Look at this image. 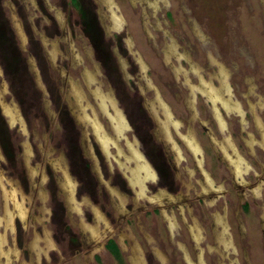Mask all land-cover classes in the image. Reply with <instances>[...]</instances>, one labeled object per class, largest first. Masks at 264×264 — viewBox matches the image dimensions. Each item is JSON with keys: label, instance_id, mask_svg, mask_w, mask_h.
Instances as JSON below:
<instances>
[{"label": "rangeland", "instance_id": "1", "mask_svg": "<svg viewBox=\"0 0 264 264\" xmlns=\"http://www.w3.org/2000/svg\"><path fill=\"white\" fill-rule=\"evenodd\" d=\"M77 1L88 2L89 11L98 20L102 43L110 50L116 69L115 78L112 76L115 70L98 54L101 38L93 35L92 23L79 11ZM77 1L0 0V184L5 175L8 180L18 181L30 197L26 200L27 219L21 208L24 215L21 223L14 217L16 232L13 220L9 223L5 216L0 219V264H160L155 250L163 255L164 264H186L185 249L190 259H196L200 252L204 264H264V199L259 214L254 208L259 197H264L263 0ZM142 9L146 14L143 23ZM110 14L118 19L116 24L107 19ZM144 24L149 35L144 32ZM171 40L179 55L170 57L166 63L160 51ZM13 63L21 64L23 71L13 72ZM157 64L167 66L170 80L160 82ZM218 64L228 72L230 87L225 97L239 101L241 108L228 112L218 109L216 101L222 100L226 73L219 68L216 86L204 79L211 76ZM172 68L184 71L175 73ZM200 75L204 78L200 77L199 87L195 88L212 101V108L197 93L191 109L189 101V108L184 103L186 82L189 78L196 82ZM189 86L191 95V87L194 93L195 88L190 83ZM98 89V94L106 95L107 105H99L93 93ZM71 91L80 102L74 109L71 103L76 99ZM155 91L164 105L155 102L151 110L145 100H152ZM126 94L132 96L144 118L140 125L143 138L154 139L162 147L169 166L175 163L178 167L180 180L172 167L174 179L169 186L160 182L161 186H157L149 157L135 129L127 122L121 98ZM231 100L227 104L236 105ZM164 107L172 120L166 116ZM112 114L123 120L122 129L115 125L117 129L112 130L109 122ZM91 121L97 125L93 127ZM97 126L104 131L105 138L96 139ZM160 127L166 128V132ZM189 128L202 147L201 154L193 133L185 137L189 150L196 152L194 158L181 137ZM228 132L232 140L225 134ZM212 138L216 142L221 139L219 155L230 172L211 148ZM97 140L108 149L107 157L99 150ZM128 141L134 143L149 166L148 175L139 179L137 185L131 183L137 194L124 179L126 174L133 173V167L122 169L114 158L117 149L128 152ZM75 148L77 171L70 157ZM53 160L60 163L56 169ZM83 165L90 169L104 201H95L88 195L90 191L86 193L103 216L99 223L101 234L91 237L95 244L90 246L89 241L82 240L77 228L78 213L83 217L89 203L78 201L80 207H72L76 210L67 214L69 221L62 225V232L54 230L49 208L62 170L67 172L58 178L59 184L67 194V205L74 206L71 178L76 183L78 176L84 175ZM112 170L119 176L116 184ZM201 170L208 172L213 182L205 173L202 176ZM107 184L118 190L109 193ZM77 186L76 183V189ZM256 189L259 195H252ZM40 190L46 191L43 200ZM177 194L183 196L181 203L171 198ZM20 195L17 193L15 197ZM58 199L64 201L62 193ZM11 208L7 202L4 211ZM95 212L100 218L97 208L93 209ZM0 215H3L1 195ZM222 218L230 235L221 233L224 239L216 244L214 226L223 225ZM70 224L75 231L70 230ZM95 227L93 235L98 233V226ZM191 236H199L198 242ZM111 240L117 245L115 253L109 247ZM135 245L139 249L138 262L130 256ZM9 246L15 247L14 252L11 247L6 249ZM30 255L33 257L28 261ZM192 259L193 263L198 262Z\"/></svg>", "mask_w": 264, "mask_h": 264}, {"label": "flooded vegetation", "instance_id": "2", "mask_svg": "<svg viewBox=\"0 0 264 264\" xmlns=\"http://www.w3.org/2000/svg\"><path fill=\"white\" fill-rule=\"evenodd\" d=\"M77 1V0H76ZM138 2H143L144 3V0H137ZM78 2V1H77ZM102 2H105V0H102ZM263 2H264V0H263ZM136 3V1H134V4ZM141 5H143V4H140V6ZM77 6H78V9H79V11H81V13H82V15L84 16V18H87L91 23H92V29L93 30H95V31H93L94 32V36H96L97 37V39H100V41H101V47L99 48L98 47V45H97V50H98V54L100 55V58L102 59V61L105 63V64H107V66L109 67V68H111L112 70H115V72H114V74L112 75L113 76V78H115V75H116V69H115V67H114V64H113V62H112V56L110 57V50L106 47V46H104L103 45V43H102V37L100 36V34H99V32L101 33V31H100V29H99V23H98V20L96 19V18H94L95 17V15L94 14H92V12L91 11H89V7L88 6H90V4L88 3V2H83V1H81V2H78V4H77ZM88 8V9H87ZM86 12H89V16L87 17V15H86ZM141 12H142V23L144 22V20H146V14H145V10L144 9H142L141 10ZM144 13V14H143ZM107 19L109 20V22L111 21V19H112V22L114 23V24H116L117 22H118V19L116 18V17H114V16H112V14H110V15H108L107 16ZM117 20V21H116ZM110 26V25H109ZM146 26H145V24L143 25V29H144V32L147 34V35H149L150 34V32H148L149 30H147L146 31V28H145ZM90 31V30H89ZM149 33V34H148ZM91 37V36H90ZM93 39H95L94 37H93ZM96 40V39H95ZM174 44V41L173 40H171V41H168V42H166L163 46H162V48H161V51L160 52H163V60H164V62H166V63H168L169 61H170V57H177L179 54H178V52L175 50V48H173L172 47V45ZM151 50L154 52V54L156 55V57L157 58H159L158 57V55H157V52H156V50L154 49V48H151ZM22 66H21V64H19V63H13L12 64V68L11 69H13V72H16V71H23L22 69ZM219 68H221L223 71H225V73H226V84L224 85V88H223V92L221 91V95H222V100H224L223 102H221L222 100L220 99V100H217L216 101V104H217V106H218V109H219V107H221L223 110H231V109H235V107H237V108H241V106H240V103H239V101H234V100H231L230 98H226L225 97V95H224V93H225V91L227 90V88H229L230 87V84H229V80H228V72H227V70L223 67V66H221L220 64H218V67H217V69L215 70V71H213L212 73H211V76H209L208 78H204V76H202V75H200L198 78H197V81L196 82H193L192 80H191V78H189V81L188 82H186L187 83V88H186V96H185V99H184V103L186 104V106L189 108V106L191 107V109H192V106L191 105H195V97H196V94L197 93H200V94H202L203 95V99L205 98V100H206V102L207 103H209L210 104V107L212 106V101L202 92V90L200 91V89H198V88H195L196 86L197 87H199L198 86V84L200 83V77H202V78H204L205 80H207V82H209L211 85H213V86H216L218 83H219V80H218V78L216 77V73L218 72V70H219ZM173 69V71L175 72V73H179V71L180 72H183L184 70H178V68H177V70H174V68H172ZM8 71H9V69H8ZM156 76L159 78V80H160V82L162 81L163 82V80L162 79H165V80H170V78H168L170 75H169V71H167V66L166 65H160V64H157V66H156ZM22 74H23V72H22ZM19 75H21V74H19ZM183 76H185L184 74H183ZM165 80H164V82H165ZM25 81V80H24ZM120 83V81L119 82H117V85ZM189 83L190 84H192L193 86H194V88H195V93H194V90H193V87H191L192 89H190L191 90V95H190V93H189ZM201 85H202V83H201ZM141 89H142V86H141ZM72 92V91H71ZM98 92H100L99 91V89H98V91H95V92H93L94 93V96H96V98L98 99L97 101H98V103H99V105H107V101H106V95L105 94H103V96H101L100 94H98ZM72 94L74 95V98L76 99V101L74 102V103H71L72 104V108L74 109V107H77V106H79L80 105V102L78 101V99L75 97V94H74V92H72ZM29 95V94H28ZM25 96H26V94H25ZM122 103H123V105H124V111H125V113H126V115H127V122H129V124L131 125V127H133L134 129H135V134L138 136V138H139V140H140V142H141V144H142V148H143V151L148 155V160H149V162H150V164H151V168H153L154 169V171H153V173H155L156 172V175H157V179L156 180H158V183L160 182L162 185H163V183H164V186H169L170 184H172L171 182H172V180L174 179V171H173V169H172V167H174V170H175V176H177V178L179 179V177H178V175H179V171H178V167H177V165L174 163L173 165H172V167H170L169 166V162H168V160H167V157H166V159H165V157L162 155L163 153H162V147L160 146V145H158L156 142H155V140L154 139H151V140H147V138H146V140L143 138V133H142V129L140 128L141 126V124H143V122H144V118H142V115L140 114V113H138V108H136V104H135V102L133 101V98H132V96L131 95H123L122 97ZM227 100H231L232 101V103L233 104H236V105H229V104H227ZM161 99H160V96L158 95V93H157V91H155V97L152 99V100H150L149 102H147L146 100H145V103H146V105L151 109V110H153L154 109V103L155 102H158V103H162L163 104V102L161 101ZM188 101H189V106H188ZM191 104V105H190ZM219 104V105H218ZM227 104V105H226ZM164 105V104H163ZM239 106V107H238ZM212 108V107H211ZM163 109H165L166 110V116L168 117V119L169 120H172V118L170 117V112H169V110L167 109V108H163ZM192 111H194V110H192ZM210 112H211V110H210ZM220 112V111H219ZM226 112H228V111H226ZM153 113V112H152ZM110 114V113H109ZM218 113H214V116L215 115H217ZM141 118H142V120H141ZM156 119V118H155ZM163 120H165V119H162V121ZM92 123H93V127L95 126V125H97V123H94L95 121H91ZM109 122L111 123V128H112V130L114 129V130H116L117 128H116V126L115 125H120V127L119 128H123V120H121V118H119V116L118 115H116L115 117H114V115L112 114V115H109ZM127 122L125 121V123L127 124ZM85 122H83V124H84ZM87 123V122H86ZM163 123V125H164V123L165 122H162ZM89 124V123H88ZM161 127H163V126H161ZM160 127V130H163V131H165L166 132V128H167V126H166V128H161ZM99 127L97 126L96 128H95V130H97V131H99V132H96V139H101V138H105V134H104V131H102V130H100V129H98ZM144 128V127H143ZM146 132H147V130H145ZM193 133V137H194V139L196 140V142H197V145L199 146V153H201L202 152V147H201V145H200V142H199V139H198V137L196 136V133L193 131V130H191L190 128L186 131V133L185 134H183V135H181V137H182V141H184V146L186 147V149L188 150V152L190 153L191 151L189 150V146H188V142H189V140L188 141H186V136H188V134L189 133ZM98 134V135H97ZM225 134H229L228 136L231 138V140H232V136H231V134H230V132H228V133H225ZM71 134H67V137H69ZM143 135V136H142ZM224 135V134H223ZM223 138V136L221 137V139ZM111 139H112V136H111ZM221 139H220V141H221ZM264 139V138H263ZM113 140V139H112ZM216 139L215 138H212L210 141H212V145H213V147H211V145H210V147L215 151V153H217V155H218V158H219V160H220V162H221V164L222 163H225V161L220 157V155H219V153L221 152L220 151V141L219 142H216L215 141ZM97 142H98V140H97ZM100 142V141H99ZM99 142H98V147H99V150L101 151V152H103V155L105 156V157H107V152H108V149H107V151L99 144ZM206 142H208V141H206ZM8 143V142H7ZM233 143V142H232ZM108 144V143H107ZM234 144V143H233ZM8 147H10V145L8 146ZM164 148H165V146H164ZM166 150H169V149H167V148H165ZM224 150H225V152H226V154H227V150H226V148H223ZM171 151H172V149H170ZM71 151H73V150H71ZM77 150H76V148H75V150H74V152H71L70 153V157H71V161L73 162V167H74V170L75 171H77V169H78V166L75 164V161H74V159H75V156H76V152ZM126 151H128V152H125L124 150H121V148L120 149H117V152L115 153V156H114V158H115V160H116V162H117V165L119 166V167H121L122 169L124 168V169H126V168H128V170L130 169V167H133V169H131L132 170V174L131 175H128V174H126V172H125V174H126V177L124 176V179H125V182L130 186V188H132L135 192H136V194L138 193V191H136L134 188H133V186H132V184H136L137 185V182H139V179L141 180V178L143 177V176H145V175H148L149 174V166L146 164L147 162L139 155V153H138V151L136 150V148H135V146H134V143H132V142H127V148H126ZM119 152H122L121 154L119 153ZM172 153H173V151H172ZM223 153H224V151H223ZM90 155H92L93 154V152L92 153H89ZM174 154H176V152L174 153ZM193 154H196V152L194 151V153H190V155L192 156V158H194V156L195 155H193ZM202 154V153H201ZM53 164H52V166H53V168L54 169H56V167H58V166H60V163H59V161L58 160H53V161H51ZM139 162H140V164H139ZM174 162H176L175 160H174ZM199 163H201L200 161H199ZM198 163V164H199ZM82 165V164H81ZM225 166H226V170H228L229 171V169H228V167H227V165H226V163H225ZM81 167V166H80ZM186 168H187V166H185ZM88 167H85L84 165H83V167H82V169L81 170H83L84 171V175H79L78 176V178H77V180H76V183L78 184V186H77V189H76V183L74 182V180L70 177V174H68L67 176H68V178L70 179L71 178V180H72V185H71V187L70 188H72L73 187V189H72V195H73V204H74V206H68L67 204H68V199H67V194L61 189V187H60V184L59 183H61L59 180H58V178L59 177H61L62 175H63V173H64V171L65 172H67L66 170H62V175L61 176H59L57 179H56V181H57V183L56 184H58V190H56V191H53V195H52V197H51V200H50V203H49V208H50V215H51V217H53V219H52V223H53V228H54V230H56V229H59L60 230V232H62L61 231V229H62V225L68 220L69 221V216L68 215H70L71 213H72V211H75L74 209H72V207L74 208V207H80V204L78 203V201H82V202H84V204H87V203H89V207H91V209L89 210V207L88 206H86L85 208V212H86V214H85V212L83 213V217L78 213V221H77V228L79 227V231H80V234H81V238H82V240L86 243L87 241H89L88 243H87V245H94L95 243H94V241L93 240H91V237H93L92 239H94V238H96L99 234H101V232H100V230H99V223H100V221L103 219V216H102V214H101V212H100V210H99V207L98 206H95L94 207V205H93V202L91 201V199H89V196L90 197H93V199L95 200V201H99V202H104V201H102L101 199H100V196H101V194H102V192L100 191V190H98V187H96V184L94 185V180L95 179H93V176H92V173H89V171H90V169H87ZM30 170V169H29ZM110 171H111V169H110ZM189 171H193V169L192 168H189ZM202 172H201V175L203 176V173H205L206 175H208L209 176V178L211 179V177H210V175L208 174V172H206L205 170H201ZM230 172V171H229ZM88 173V175H85V174H87ZM112 177H113V184H116V183H118L117 182V178L119 177L118 176V174H117V172H114L113 170H112ZM101 173H99V175H100ZM123 174V173H122ZM192 174V173H191ZM29 176H30V173H29ZM82 176V177H81ZM117 177V178H116ZM190 178H191V176H190ZM29 179H30V177H29ZM180 180V179H179ZM199 180V179H198ZM59 181V182H58ZM190 181H191V179H190ZM211 181H212V179H211ZM213 182V181H212ZM31 183V182H30ZM132 183V184H131ZM159 183V185H157V186H161V184ZM21 186L19 185V183H18V181H14V180H8L7 178H6V176L4 175V177H3V179H2V183L0 184V195H1V198H2V203H3V215H0V219H2L3 218V216H5V218H6V221L8 222L9 221V223H10V221H12L13 220V225H14V229H15V223H14V217H17L18 219H19V221H20V223H21V217H23L25 214H26V219H27V216H28V209H26L27 207H26V200H30V197L28 196V195H26L25 194V192L20 188ZM106 187L109 189L110 188V190H109V193H111L112 191H117L118 189L117 188H115V186H112V184H107L106 185ZM105 187V188H106ZM211 188V187H210ZM78 189H79V191H78ZM107 190V189H106ZM62 193V196H63V198H64V201H59V199L58 198H60V193ZM90 191V193H88V195L89 196H87V192H89ZM202 191V190H201ZM206 191H208V190H206ZM21 194L20 196H22L23 198H20V196L18 197V198H16L15 197V195L16 194ZM77 193H79L78 194V196H77ZM23 194V195H22ZM96 194H97V196H96ZM40 199L41 200H43L45 197H46V191L45 190H40ZM252 195H259V194H257V189L255 190V191H253L252 192ZM81 197L82 196V198L81 199H78V197ZM186 196V195H185ZM170 197V196H169ZM183 197V196H182ZM182 197H180V195L179 194H177L176 196H171V198H172V200L174 201V200H176L178 203L180 202L181 203V201L183 200V198ZM102 198H104L103 197V195H102ZM263 199H264V197L263 198H261V197H259V200H258V203H257V205L258 206H256V205H254L255 207V210H256V212L258 211V214H259V212L263 209L262 208V205H260V203H262V201H263ZM76 200V201H75ZM105 200V199H104ZM7 202H9V207H12L11 209H9V210H7V211H4L5 209V205H6V203ZM76 202V203H75ZM91 202V203H90ZM111 202L112 203H114V200H112L111 199ZM25 204V207H24V204ZM45 203V202H44ZM42 204V206H44V207H46L45 206V204ZM118 206L119 205H116V207H117V209L119 210V208H118ZM20 208L21 209H23V212H24V215H21V213H20ZM24 208L27 210V211H25L24 210ZM40 208V207H39ZM48 208V207H47ZM95 208H97L98 209V211H99V213H100V215H101V217L100 218H97V216H96V212L93 214V209H95ZM45 210V208H40V210ZM122 212V210H119V212ZM6 212V213H5ZM90 212H91V216H90ZM263 212H264V210H263ZM108 212H106V214H107ZM68 214V215H67ZM261 215V214H260ZM259 215V216H260ZM86 217V218H85ZM169 218H171L172 220L174 219V221H175V225L177 226L178 225V223H177V221H176V219L173 217V216H171V217H169ZM98 219V220H97ZM164 219V218H163ZM261 219V218H260ZM263 220H264V218H263ZM166 221V220H165ZM221 222H223V225L221 224V226H220V223L218 224V226H214L215 227V229H214V240L213 241H215V243L217 244V243H220V242H222L223 241V239H224V237H222V235H221V233L224 235V234H226L227 236H229L230 235V233H229V231H228V225H227V222L224 220V218H222V221ZM23 223V222H22ZM57 225H56V224ZM167 223V222H166ZM214 224V223H213ZM225 224V225H224ZM23 225V224H22ZM95 225H97L98 226V233L97 234H95V235H93L92 234V232L94 231V229L96 228L95 227ZM167 225H168V223H167ZM70 226L71 227H69L70 228V230L72 229V230H74V226H72L71 224H70ZM83 226H86V229H82V227ZM175 226V227H176ZM226 226H227V228H226ZM65 228V227H64ZM14 229H11L10 231H11V233L13 232V230ZM170 229V228H169ZM66 230H68V229H66ZM226 230H227V233H226ZM244 230V228L242 227V229H241V231H243ZM75 231V230H74ZM15 232H16V229H15ZM189 232V231H188ZM192 233V235H194L195 233H194V231H192L191 232ZM1 235V234H0ZM4 236V235H3ZM95 236V237H94ZM200 236V235H199ZM199 236H197V237H192L191 236V238L194 240V242L195 243H197L198 242V240H199ZM35 237H36V234H34V239H35ZM56 238H59L58 237V235H56L55 236ZM38 238V237H37ZM70 240H72L71 241V243H73V239H70ZM79 240V239H78ZM1 242H2V238H1V240H0ZM53 241V240H52ZM94 243V244H93ZM54 244H55V242H54ZM29 245H31V244H29ZM209 245V244H208ZM11 247V249L13 250V252H14V248L15 247H13V246H9V247H6V249H9ZM110 249H111V251L112 252H116L117 251V245H116V243H115V241H113V240H111L110 241ZM184 248V247H183ZM30 249H31V246H30ZM31 251V250H30ZM12 252V253H13ZM138 252H139V249H138V247H137V245H135V246H133V248H132V252H131V254H130V256H131V259L134 261V262H138L137 261V259L139 258V256H138ZM61 253V252H60ZM62 254V253H61ZM155 254L160 258V264H164L162 261H163V255L162 254H160V252H158V251H156L155 250ZM186 254H187V259H189V260H187L186 259ZM32 255V254H31ZM29 256V260L28 261H30L31 259H32V257L33 256ZM63 255V254H62ZM183 255H184V257H185V260H186V264H204L203 263V255L199 252L198 253V256L196 257V259L198 260V262H195L194 261V263L191 261V259L190 258H188V252H186V249H185V251L183 252ZM11 257H14V255H12ZM141 257H142V255H141ZM11 259V258H10ZM15 259H17V256L15 257ZM140 259V258H139ZM143 260H144V258H142ZM196 259H192V260H196ZM25 262H27V260H24ZM188 261H190V263L188 262ZM23 262V261H22ZM20 264V263H19ZM27 264H28V262H27ZM143 264H144V262H143Z\"/></svg>", "mask_w": 264, "mask_h": 264}]
</instances>
